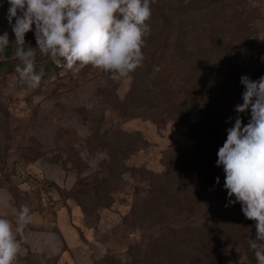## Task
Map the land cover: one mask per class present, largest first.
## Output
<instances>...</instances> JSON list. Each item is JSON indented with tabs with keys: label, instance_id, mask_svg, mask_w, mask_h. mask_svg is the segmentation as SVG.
Here are the masks:
<instances>
[{
	"label": "rangeland",
	"instance_id": "obj_1",
	"mask_svg": "<svg viewBox=\"0 0 264 264\" xmlns=\"http://www.w3.org/2000/svg\"><path fill=\"white\" fill-rule=\"evenodd\" d=\"M192 1L203 8L180 15L185 22L173 10L176 0H154L148 21L154 41L144 43L142 65L130 79L113 80L91 65L78 73L58 66L29 89L15 68L0 73V217L15 229L21 205L32 216L17 236L16 264H257L249 245L255 221H223L213 243L197 237L218 226L210 206L225 175L215 164V137L206 140L177 103L196 95L192 69L211 56L215 100L211 109L198 107L200 117L218 109L235 118L241 76H264V0H221L214 9L202 5L207 0L185 5ZM8 10V0H0V35L7 32L13 44ZM34 28L25 37L33 48ZM231 42L240 48L216 50ZM36 60L50 62L38 50ZM240 115L247 124L250 112ZM157 174L163 175L155 187ZM174 176L184 181L181 190L170 188ZM189 185L202 193L192 204ZM153 187L169 191L163 219ZM145 200L144 209L134 205Z\"/></svg>",
	"mask_w": 264,
	"mask_h": 264
},
{
	"label": "clouds",
	"instance_id": "obj_2",
	"mask_svg": "<svg viewBox=\"0 0 264 264\" xmlns=\"http://www.w3.org/2000/svg\"><path fill=\"white\" fill-rule=\"evenodd\" d=\"M8 22L14 33L12 44L15 71L29 89L40 86L36 72L39 54L62 69L78 73L91 65L113 80L131 78L142 65V48L150 34L154 0H8ZM13 20L15 23H13ZM36 47L26 45L33 31ZM9 34L0 35V61L6 60ZM242 103L235 106L234 124L217 152V167L225 175L228 204H241L244 216L255 221L256 237H249L257 264H264V76L252 80L243 75ZM250 112L244 124L241 113ZM232 117L228 122L231 123ZM220 178H216L219 184ZM235 199H232V198ZM31 210L20 206L15 229L0 217V264H16L25 227L31 223ZM250 231V229H249Z\"/></svg>",
	"mask_w": 264,
	"mask_h": 264
},
{
	"label": "trees",
	"instance_id": "obj_3",
	"mask_svg": "<svg viewBox=\"0 0 264 264\" xmlns=\"http://www.w3.org/2000/svg\"><path fill=\"white\" fill-rule=\"evenodd\" d=\"M178 5L173 7V10L176 11V13H178V18L183 19L185 22L189 21L188 18L185 17H179L184 16L188 13H192L194 11L200 10L201 8H203L202 6L199 7L196 5L197 2L192 1L191 6L190 5H185V0H176ZM221 0H207L206 3H202V5L204 7H211V9H214L213 7L215 5H217ZM225 5V4H224ZM226 6V5H225ZM232 8H234V5H232ZM163 16V15H161ZM177 16V15H174ZM198 23V22H197ZM192 29L191 31L197 29V25H196V21H194L193 26H191ZM187 34V32L183 33V36H185ZM225 33H219V35L222 37ZM234 35V39L237 38L238 34L237 32L233 34ZM150 41H154L152 36H147L145 37V42H150ZM240 44V43H239ZM239 44H235V46L233 45V43L231 42L229 44V46H227L226 49L224 50H220V49H216L217 51H221L222 53L226 54L229 53L231 51V49L233 48H240ZM26 45H28L26 43ZM31 46V45H29ZM32 47V46H31ZM213 51V50H211ZM195 52V50H194ZM207 50H200L199 51V55L202 56L204 54H206ZM14 49L12 48V44H9V47L5 50L4 55L7 57L6 60L0 61V73H9L11 72V70H13L18 61L13 58L14 57ZM197 58V57H196ZM58 66L54 63H37V67H36V72L40 75L45 74L46 72H50L53 69H56ZM213 63H211V56L207 58V61L204 59H199L196 63V65L193 67L192 72H193V76L190 82V89L193 90L195 89V96H190L188 97L183 95V97H185L181 103H177L178 108H179V114L181 111H184L185 114H187L189 116L190 119V123H193V125L196 128L201 129L204 137L206 138V140L208 138L212 139L215 137L213 144L215 145V153L214 156H217V152L219 150L220 147H222L223 143L225 142L226 138H227V129L232 127L234 124V119L232 120L231 123L228 122L229 118L227 119L225 116H223L221 114V112H218V109H215L213 111H209L208 113H204V118H201L200 116L202 115V113L200 111H198V107L202 106V103L204 106H206L208 109H211L213 106V101L215 100L213 98V89L212 88V84H211V79H212V75H213ZM262 73V71L260 72ZM257 75V74H256ZM252 76V80H253ZM208 89H211L210 91H208ZM241 92H240V101L242 103V93L244 91V87L240 88ZM199 100H202L203 102L199 103ZM249 113V112H248ZM246 119V116H245ZM226 121L228 122L226 124V128L227 129H218L220 128V126L223 123H226ZM218 158H216L215 160V164ZM116 164V162H114V165ZM163 175V174H162ZM162 175L157 174L156 177L159 179L158 182H156L155 187H158V184L161 183L162 180ZM174 181L176 182V184L172 185L170 188L172 190H177L182 188L183 185H185L184 181H181L180 178H175V176L173 177ZM193 183V181H191V184ZM162 186V185H161ZM189 188H191V195H190V202L192 204L194 197H196L197 195H202L200 189H198V186L194 187V186H188ZM221 191L217 192V194L214 195V199L211 203L210 209L212 210L211 213V219L212 221L215 222V224L217 223L218 226L212 231L210 232L209 229H203L200 230L199 233L196 232V234H199L197 237L198 239H201L202 241H204L205 244L208 243H213L215 242V238L213 236V232L217 231L219 233V235H221V227H222V223L223 221H225V224L228 225H236V224H250L253 221L247 219L242 210H241V204L240 203H236L234 205H230V206H225L226 204H228V195H227V190L224 187H221ZM181 190V189H180ZM164 191V190H163ZM163 191L161 190H157L156 188L151 189V193H153L154 195V200H155V206H157L156 210L157 213L160 216L161 219H163V213H162V200L166 198L167 193H169V191H167L166 193L163 194ZM157 199V201H156ZM232 199H235L234 197ZM138 201V199H137ZM147 200L145 201H139L138 205L136 203V201L134 202V205L136 207H138L140 210L144 209L145 206L147 205ZM192 206V205H191ZM137 208V209H138ZM138 209V210H139ZM157 215V216H158ZM201 234V235H200ZM146 258H148L147 255H145ZM250 259L252 262H254L253 257H251L249 255ZM110 258H107V260H109ZM121 264V260H116L113 264Z\"/></svg>",
	"mask_w": 264,
	"mask_h": 264
}]
</instances>
